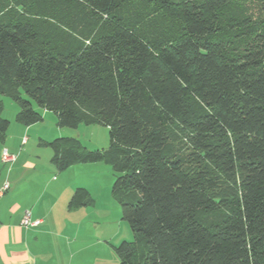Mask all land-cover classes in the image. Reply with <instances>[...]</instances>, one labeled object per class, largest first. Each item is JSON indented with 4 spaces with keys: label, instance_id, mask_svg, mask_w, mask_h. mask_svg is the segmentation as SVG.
<instances>
[{
    "label": "trees",
    "instance_id": "16d2710c",
    "mask_svg": "<svg viewBox=\"0 0 264 264\" xmlns=\"http://www.w3.org/2000/svg\"><path fill=\"white\" fill-rule=\"evenodd\" d=\"M0 96L27 127L109 128L44 145L112 168L119 264H264V0H0Z\"/></svg>",
    "mask_w": 264,
    "mask_h": 264
},
{
    "label": "crops",
    "instance_id": "0c3cea01",
    "mask_svg": "<svg viewBox=\"0 0 264 264\" xmlns=\"http://www.w3.org/2000/svg\"><path fill=\"white\" fill-rule=\"evenodd\" d=\"M18 112L16 109L15 114ZM41 112L43 121L29 127L17 123L16 118L14 126L10 122L6 143L0 145V189L5 182L10 185L0 200V264H80L84 254L94 249L95 242L101 243L105 237L98 230L103 226L96 220V206L68 209L79 188L96 199L91 189L93 168L80 164L59 172L51 162L53 152L52 157L49 154L47 160H42L41 151L49 148L44 144L64 133L46 126L53 121L58 127L54 114ZM3 118L6 119L4 113ZM31 144L37 145L39 154L32 153ZM5 150L16 156L12 164L2 162ZM26 212L33 220L42 221L41 225L24 228L21 221ZM124 241L127 240L120 244Z\"/></svg>",
    "mask_w": 264,
    "mask_h": 264
},
{
    "label": "rangeland",
    "instance_id": "374dc122",
    "mask_svg": "<svg viewBox=\"0 0 264 264\" xmlns=\"http://www.w3.org/2000/svg\"><path fill=\"white\" fill-rule=\"evenodd\" d=\"M0 99L5 101L4 117L11 122L12 126H14L16 118L15 110L19 108L8 97L0 96ZM51 114L53 115V113ZM46 126L50 130L54 129L57 132L62 131L64 136H61L60 138H77L81 141L83 146L90 151L107 149L110 145L109 128L107 127L98 125H81L77 129L59 128L56 126V124H54L53 121H49ZM47 132H49V130H47ZM55 139L58 138H54L53 140ZM30 148L32 149V153L39 154V148L37 145L31 144ZM43 150L46 151V154L45 151H41L40 154H42V160H47L49 154H51L52 157V150L50 148H44ZM88 166L93 168V174L95 176L91 189H93L92 193L96 199L91 196L93 200L92 206H96V220L101 222L103 226L98 230L100 233L104 232L105 237L101 240V243L96 241V246L94 249H91L88 255L84 254V257L79 261V263L118 264V258L114 248L120 245V241L123 239L127 241H133V233L129 224L122 221L120 207L112 197V187L116 176L112 168L108 165L99 163L88 164ZM98 230L95 234H97Z\"/></svg>",
    "mask_w": 264,
    "mask_h": 264
},
{
    "label": "built area",
    "instance_id": "2783aa9c",
    "mask_svg": "<svg viewBox=\"0 0 264 264\" xmlns=\"http://www.w3.org/2000/svg\"><path fill=\"white\" fill-rule=\"evenodd\" d=\"M16 156L11 155L7 150L3 152L2 155V162L5 165L12 164L15 162ZM10 185L8 182H5V184L0 189V200L4 197V195L9 191ZM42 221L40 220H33L31 217V214L29 212H26L22 218L21 224L24 228H37L41 225Z\"/></svg>",
    "mask_w": 264,
    "mask_h": 264
}]
</instances>
